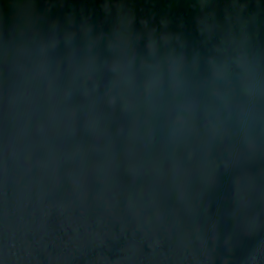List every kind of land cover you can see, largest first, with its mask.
Instances as JSON below:
<instances>
[{
    "label": "water",
    "instance_id": "obj_1",
    "mask_svg": "<svg viewBox=\"0 0 264 264\" xmlns=\"http://www.w3.org/2000/svg\"><path fill=\"white\" fill-rule=\"evenodd\" d=\"M0 264H264V0H0Z\"/></svg>",
    "mask_w": 264,
    "mask_h": 264
}]
</instances>
